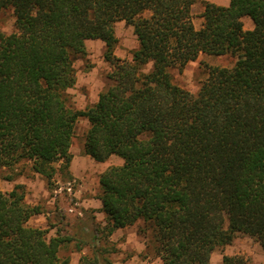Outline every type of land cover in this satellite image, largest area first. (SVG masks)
Returning <instances> with one entry per match:
<instances>
[{
	"label": "trees",
	"instance_id": "obj_1",
	"mask_svg": "<svg viewBox=\"0 0 264 264\" xmlns=\"http://www.w3.org/2000/svg\"><path fill=\"white\" fill-rule=\"evenodd\" d=\"M194 1L0 0L16 28L0 31V168L28 160L52 186L68 171L76 123L86 118V154L123 160L99 176L101 233L149 222L162 264H210L239 234L264 253V0L205 1L198 28ZM121 20L138 41L131 60L114 52ZM89 39L105 43L111 83L75 109L66 90ZM240 51L233 66H210L196 94L173 82L171 69L201 53ZM41 212L23 184L0 190V264H71L60 255L69 236L29 224ZM78 264L111 261L95 250ZM222 264L252 263L225 254Z\"/></svg>",
	"mask_w": 264,
	"mask_h": 264
},
{
	"label": "rangeland",
	"instance_id": "obj_2",
	"mask_svg": "<svg viewBox=\"0 0 264 264\" xmlns=\"http://www.w3.org/2000/svg\"><path fill=\"white\" fill-rule=\"evenodd\" d=\"M205 1L223 4L228 0H195L191 12L197 28L203 20L201 12ZM242 20L245 29L253 28L254 23L249 16H244ZM15 29L13 10L6 8L0 11V31L10 34ZM115 33L118 38L115 54L131 60L133 51L138 47L133 27L121 20L115 24ZM104 52L103 41L90 39L86 41L85 54L74 60L76 83L66 90L67 102L71 107L84 109L91 106L99 93L111 83V66ZM241 53L220 56L201 53L182 70L171 69L173 82L196 94L208 76L210 66L231 67ZM88 129L89 121L84 117L79 118L70 148L73 170L57 174L52 186L31 169L28 160H22L13 169L0 168V190L10 191L17 184L24 185L25 201L30 205H39L42 209L40 214L31 217L29 224L47 228L49 237L57 233L69 236L71 239L62 247L60 255L68 256L71 264H78L82 255H92L95 250H101L111 264H162L156 254L154 231L149 222L140 219L110 236L101 233L105 214L96 205L101 191L99 176L103 170L119 165L123 160L112 155L104 162H96L86 154ZM225 254H241L252 264H264L260 244L247 234H239L230 244L216 248L212 252L210 264H222Z\"/></svg>",
	"mask_w": 264,
	"mask_h": 264
},
{
	"label": "crops",
	"instance_id": "obj_3",
	"mask_svg": "<svg viewBox=\"0 0 264 264\" xmlns=\"http://www.w3.org/2000/svg\"><path fill=\"white\" fill-rule=\"evenodd\" d=\"M229 1H230V0H228L226 3L220 4V5H228V4H229ZM249 29H251V28H249ZM89 40H90V39H89ZM86 41H87V40H86ZM97 100H98V99H97ZM97 100H95V101L92 102V103L94 104ZM89 156H90V155H89ZM90 157H91V156H90ZM91 158H92V157H91ZM92 159H93V158H92ZM93 160H94V159H93ZM94 161H96V160H94ZM105 161H106V160H105ZM96 162H99V161H96ZM102 162H104V161H102ZM106 169H107V168H106ZM72 170H73V160H71V163H70V166H69V169H68L67 172L70 173ZM103 171H104V170H103ZM103 171H102V172H103ZM102 172H101V173H102ZM101 173H100V174H101ZM36 174H37V173H36ZM98 199H99V197H98ZM96 205H97V207L101 208V201H100V199L97 201V204H96ZM100 211H101V210H100ZM30 219H31V218H30ZM29 221H30V220H29ZM127 227H128V226H127ZM124 228H126V227H124ZM119 229H121V228H119ZM117 230H118V229H117ZM117 230H116V231H117ZM116 231H115V232H116ZM157 257H158V256H157ZM160 260H161V259H160Z\"/></svg>",
	"mask_w": 264,
	"mask_h": 264
}]
</instances>
